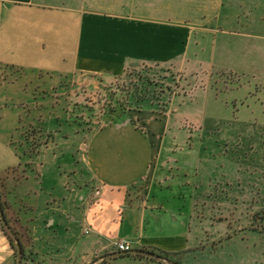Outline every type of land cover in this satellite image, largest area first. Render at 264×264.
I'll use <instances>...</instances> for the list:
<instances>
[{"label": "crops", "instance_id": "0c3cea01", "mask_svg": "<svg viewBox=\"0 0 264 264\" xmlns=\"http://www.w3.org/2000/svg\"><path fill=\"white\" fill-rule=\"evenodd\" d=\"M244 11H264V3L262 0H0V64L45 73L117 78L143 64L169 61L195 64L198 55L194 51L199 45L196 37L204 24L215 20L223 25L224 18L237 17ZM200 22L204 24L198 27ZM214 31L210 39L205 38L206 49L213 54V68L253 73L263 81L260 66L264 62L255 55L257 50L246 51L242 48L244 40L238 37L237 45L229 44L231 39L225 29L222 35ZM251 36L255 48L264 46L263 36ZM262 51L264 55V47ZM249 103L253 108L246 109L245 121L257 122L253 111L258 115L261 108L254 99ZM169 119L166 124L152 121L147 133L130 123L101 129L89 142L87 166L80 163L84 170L74 175L66 163L69 149L60 145L62 148L54 150L44 144L39 155V173L30 170L23 178L16 171L23 169V157L8 141L10 133L0 128L1 199L11 223L14 220L28 227L33 239L29 249L37 260L163 264L133 257L104 259L119 252L115 244L123 241L132 250L171 255L185 261L202 251L200 242L221 238L227 232V226H214L210 217L197 219L198 204L201 199L205 204L213 201L215 182L237 186L240 200L245 201L247 192L252 198L257 187L256 167L251 183L245 179L251 171L247 172L245 167L229 175L225 166H221L218 174L214 171V158H206L205 164L210 168L203 172L202 178L211 185L209 190L197 185L201 174L185 170L181 157L171 161L176 155L170 146H176L177 140L165 135L176 123ZM230 124L232 128L243 126L239 121ZM189 155L187 166L196 169L201 159L197 154V157ZM177 165L181 166L179 176L172 168ZM94 189H100V196L93 195ZM8 242L0 225V264L11 259ZM256 261L259 263L257 258Z\"/></svg>", "mask_w": 264, "mask_h": 264}, {"label": "rangeland", "instance_id": "374dc122", "mask_svg": "<svg viewBox=\"0 0 264 264\" xmlns=\"http://www.w3.org/2000/svg\"><path fill=\"white\" fill-rule=\"evenodd\" d=\"M224 19L223 25L215 20L207 21V24L198 23V27L202 24L204 27H200L196 37L199 45L194 51L198 55V59L194 58L195 64L173 61L143 64L118 78L80 73H45L0 64V128L10 133L8 141L23 157V169L16 170L19 171L17 176L23 178L30 170L39 173V155L44 144H49L48 147L54 150L62 146L69 149L66 163L71 175H74L84 170L79 167L80 163L87 166L89 142L101 129L130 123L137 130L147 133V126L152 121L161 120L166 124L171 118L172 122H176L175 126L165 134L177 140L176 146H170L176 155L175 158L171 157V161L175 162L181 157L185 170L201 174L197 178V185L209 190L211 184L203 180L202 174L210 168L206 166L205 159L212 157L215 173L221 172L218 170L221 166H225L224 170L229 175L237 172V168L245 167L247 172L251 171L245 179L251 180V183L256 167L257 187L252 198L248 192L245 194L244 201L237 198V186L215 182L213 201L208 200L206 205L201 199L203 202L198 204L197 219L210 217L214 226H227V232L221 238L200 242L202 251L185 261L184 258L156 255L180 264H264V80L253 73L238 74L213 68V54L206 49L208 43L205 41V38L210 39L212 31L221 34L225 29L231 39L229 44L237 45V37L243 39L245 43L242 48L246 51L256 49L255 55L264 62L261 53L264 46L255 48V42L250 40L253 38L251 35L264 37V11H244L237 17ZM260 67L263 69L260 74L264 76V64ZM137 83L142 85L136 90L134 85ZM147 88H150V92ZM142 95H146V101L137 102L135 98ZM250 99H254L256 106L261 108V111L257 110L258 115L256 110L253 111L257 122L245 121L248 116L246 109L253 108ZM117 101L123 104L129 102L127 106L131 110L112 118L109 110L118 105ZM230 121H239L243 126L232 128ZM191 152L201 159L196 169L187 166ZM172 168L174 174L178 173L179 176L181 166ZM97 191L100 189H94V196H100ZM200 195L198 193V197ZM12 221L11 227L19 233L14 230L25 249L28 259L25 264H45L46 259L38 261L35 253L29 249L33 239L28 227ZM252 234L257 237H251ZM14 244L16 246L15 240ZM9 252L11 259L7 264H18V253L11 245ZM157 261L169 264L164 260ZM47 264L71 262L59 263L52 258Z\"/></svg>", "mask_w": 264, "mask_h": 264}, {"label": "water", "instance_id": "95a60500", "mask_svg": "<svg viewBox=\"0 0 264 264\" xmlns=\"http://www.w3.org/2000/svg\"><path fill=\"white\" fill-rule=\"evenodd\" d=\"M0 219L2 222V225L4 226V228L9 232V234L12 236V238L15 240L16 242V250L18 253V264H21V258L23 255V245L21 240L18 238L17 234L14 232L13 228L11 227V225L9 224L7 218H6V214H5V210L3 208L2 202H1V197H0ZM129 254H142L151 258H155L157 260H164L169 264H180V263H176L172 260H165L163 257L156 255L154 253L145 251V250H132L130 252H116L110 255H107L104 257V259H109V258H113V257H119V256H126Z\"/></svg>", "mask_w": 264, "mask_h": 264}, {"label": "trees", "instance_id": "16d2710c", "mask_svg": "<svg viewBox=\"0 0 264 264\" xmlns=\"http://www.w3.org/2000/svg\"><path fill=\"white\" fill-rule=\"evenodd\" d=\"M140 79H142L141 77H140ZM140 79H139V82H141L140 81ZM143 83H144V81H143ZM139 83H137V84H135L134 85V87H136V90L139 88ZM141 85H142V83H141ZM141 85H140V87H141ZM150 90V88H147V91L148 92H150L149 91ZM146 95H142V96H138L137 98H135L136 100H137V102H139V103H142V102H144V101H146V97H145ZM113 98H115V97H113ZM127 103H129V102H127V101H125L124 102V104L123 103H121V102H119V101H117V108L115 107V108H112V109H110L109 110V112L111 113L110 114V116L112 117V118H114V116L115 115H117L118 114V116L119 115H121L123 112H125V111H127V110H131L130 108H128L129 106H127ZM132 104H133V102H132ZM134 105V104H133ZM0 196H1V193H0ZM2 198V197H1ZM1 202H2V199H1ZM2 205H3V208H4V204H3V202H2ZM4 210H5V208H4ZM5 214H6V212H5ZM6 218H7V220H8V222H9V224L12 226V223H11V220L7 217V215H6ZM1 227H2V229H3V231H4V233H5V235L7 236V238L9 239V241H10V243H11V246L15 249V251H16V253H17V250H16V248H15V244H14V240H13V238L11 237V235L7 232V230L6 229H4V227H3V225L1 224ZM13 230H15L16 231V229L13 227ZM17 232V231H16ZM17 234H19L18 232H17ZM22 245H23V243H22ZM170 256L171 255H166V257H168V258H170ZM122 258H124V257H133V258H138V259H146V260H148V261H151V262H159V261H157V260H155V259H153V258H150V257H147V256H145V255H142V254H129V255H126V256H121ZM28 259L26 258V254H25V249H24V246H23V256H22V262H21V264H25V261H27Z\"/></svg>", "mask_w": 264, "mask_h": 264}, {"label": "built area", "instance_id": "2783aa9c", "mask_svg": "<svg viewBox=\"0 0 264 264\" xmlns=\"http://www.w3.org/2000/svg\"><path fill=\"white\" fill-rule=\"evenodd\" d=\"M96 193H97V195H100V191H97ZM115 245H116V248L119 250V252H130V251H132V247L126 242L118 241V242H116Z\"/></svg>", "mask_w": 264, "mask_h": 264}]
</instances>
